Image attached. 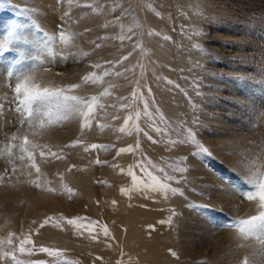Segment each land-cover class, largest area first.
Listing matches in <instances>:
<instances>
[{"label": "rangeland", "instance_id": "1", "mask_svg": "<svg viewBox=\"0 0 264 264\" xmlns=\"http://www.w3.org/2000/svg\"><path fill=\"white\" fill-rule=\"evenodd\" d=\"M51 3L48 0H0V16L4 21L0 25V45L13 30L29 40L28 44L13 40L7 45L6 52L0 49V153L12 142L13 135L28 131L26 124L21 126V117L14 111V88L21 74L34 72L36 79L45 84L77 83L80 76L92 71L90 63L115 61L129 53L128 59L116 65L115 69L107 64L104 68L108 71L132 70L122 77H105L103 87H107V82H114L118 87L111 90V96L102 97L101 102L117 107H107L106 115L98 109L91 130L81 134L79 121L71 119L43 130L39 136L30 135V139L49 144L53 151L63 149L65 158L62 160L44 162L38 159L42 172L51 182L50 186L57 192H46L48 196H42L44 192L39 190L35 196L26 195L21 188L26 187L29 193L35 188L23 183L25 177L19 176L21 183L14 187L5 180V184L0 186V238L6 237L9 231L19 234L30 227L36 229L48 216L57 220L61 215L69 218L82 216L106 224L114 239L101 234L98 240L93 241L87 232L77 235L66 224L63 231L48 225L39 229L38 235L32 236L36 246L33 254L18 255V258L53 264L52 257L38 250L44 246L64 250L67 260L79 261V264H148L154 260L153 257L172 258V264H242L241 261L247 257L256 264H262L264 234L243 237L252 244L248 255L243 258L233 236L239 235L235 226L239 219L258 214L256 202H249L244 194L254 190L248 182L249 162L255 161L256 167L264 164V0H73L72 4L68 0H51ZM86 3L101 5L102 11L93 13L90 8L82 6ZM148 4L153 6L152 9L146 7ZM115 5L122 7H116L115 12L110 11ZM66 11L70 12L69 17L64 16ZM118 15L120 21L116 22ZM108 22L113 23L108 28L101 27ZM137 23L141 27L137 28ZM129 27L133 33L128 32ZM85 28L92 31L76 42L81 50L92 53L89 57L75 61L69 58L67 63L60 62L59 58L55 63L47 62L43 48L44 32L53 34L59 29L83 32ZM193 28L198 29L201 35L190 40L188 37ZM149 29L160 35H147ZM117 34L131 35L132 39H125L122 44L115 39H97ZM164 36L170 39L165 40ZM91 40L103 47L94 50V45L89 43ZM137 43H142L143 47H135ZM193 43L201 45L203 51L193 48ZM55 50H59L58 44ZM21 52L24 53L23 58ZM38 57L45 59L44 65L39 64ZM46 67L50 71H44ZM95 71L98 74L102 72L101 69ZM169 80L173 83H168ZM137 81L142 99L133 100L131 93L137 87ZM148 88H151L150 93ZM79 91L95 95L102 91V86L88 85ZM118 97H127V100H119ZM143 100L149 102L155 126L167 129V134L157 133L150 126L153 120L144 115ZM121 103H128L130 107L120 109ZM157 108L164 115V121L160 120ZM133 110L141 112L139 125L156 143L143 132L127 135L115 131ZM113 115L120 119L113 120ZM194 120L198 122L194 123ZM97 121L111 127L101 131L96 127ZM188 128L196 133L210 155L194 154L196 148L190 144L173 146L167 143L169 138L183 139L180 133H185ZM78 138L88 144L116 147L88 153L82 146L64 148ZM136 140L141 145L139 150L116 156L118 148L134 146ZM13 152L18 150L13 149ZM80 153L86 156L88 166L85 170L77 167L76 156ZM97 157L108 163L97 165ZM180 157L187 159L181 161ZM12 158L0 154V175L10 169L9 160ZM141 161L145 168L162 179L165 174L158 168H165L166 173L175 178L165 182L179 188L183 195L169 192L167 199L159 192L133 191L130 196L122 195L121 187H131V178L126 172L130 166L139 176L144 175L136 168ZM16 163L20 165V161ZM112 164H118L125 172L111 167ZM151 164H155L157 169H152ZM73 165L75 167L68 171ZM178 167L187 171H173ZM60 174H63L64 183L74 190L71 196L61 188ZM79 174L86 180L80 181ZM18 175H12L13 183ZM212 180L216 181L215 186H212ZM222 188L228 193L227 201L216 198L220 194L217 191ZM225 192L220 194L224 199ZM113 200L117 202L115 205ZM46 206L50 213H46ZM37 216H40V221L34 218ZM169 218L171 223H168ZM32 221L37 223L32 224ZM188 222L190 227L186 229ZM192 234H196L199 241L204 240L199 250L205 255L194 257L185 254L186 242L196 240ZM219 235L224 236L225 246L218 248L215 243ZM172 252L177 255L173 256ZM0 264L12 262L2 260Z\"/></svg>", "mask_w": 264, "mask_h": 264}, {"label": "snow or ice", "instance_id": "2", "mask_svg": "<svg viewBox=\"0 0 264 264\" xmlns=\"http://www.w3.org/2000/svg\"><path fill=\"white\" fill-rule=\"evenodd\" d=\"M69 4L73 3V0H68ZM83 7L90 8L93 13L99 14L102 11L101 5L94 6L91 3H86L82 5ZM116 7H122L121 5H115L110 9V11L115 12ZM149 9H152V5H146ZM126 11V10H125ZM199 11V9H198ZM157 16L160 15L159 12L156 13ZM65 17L70 16V12L66 11L64 13ZM83 18V17H81ZM116 22L120 21V16L118 15L115 18ZM74 23H76L74 21ZM113 22L104 23L101 25L103 28H108L109 24ZM136 27H141L140 24H136ZM121 30H123L124 25L120 24ZM42 31V30H41ZM92 29L85 28L83 32H73L66 31L63 29H59L57 33H47L44 32L43 35L45 37L43 48L46 52L47 62L55 63L57 58H59L60 62L67 63L69 58H72L74 61L79 60L81 58L89 57L92 53L89 51H83L80 49V45L76 42L77 39L83 36L87 32H91ZM129 33H133V29L131 27L128 28ZM147 35H160V33L156 32L154 29H149ZM201 32L193 28L191 34L189 35V39L191 40L193 36H199ZM165 40L170 39L168 36L163 37ZM97 39L108 40L115 39L123 43L125 39L131 40V35L117 34L116 36L109 37L103 36L98 37ZM13 40H20L24 44H28L29 40L23 36V34L17 35L15 30L10 33L9 38H7L3 45H0V49L3 51H7V45L12 43ZM89 43L94 45V50L103 47L100 43H97L95 40L89 41ZM59 45V50L56 49V45ZM137 48L143 47L142 43H137L135 45ZM192 47L203 51V48L198 43H193ZM69 48H74L76 51H67ZM131 55L129 53L126 56H122L120 59L115 61L113 60H105L103 63L92 62L90 63V68L92 71H88L82 76H80V80L77 83H70L64 85H54L51 82L43 83L36 79L34 72H29L25 74H21V76L17 77L18 82L14 88V96H15V109L14 111L18 113L21 117L20 124L21 126L27 125L28 131L22 133L21 135H13L11 137V143L7 145L2 153L12 158L9 160L11 165L10 169L5 170L4 175H0V186L5 184V180L13 187L16 184L21 183L19 176L25 177L23 183L34 187L37 190L48 193H56L57 189L50 186L51 182L46 178L45 174L41 170V166L39 161L47 162L49 159L62 160L65 157L63 156V149L58 151H53L52 147L45 143L41 144L34 139H30V135L35 137L39 136L43 130L51 129L58 125H62L63 123L71 120L77 119L79 121L78 131L83 134L85 130H91L93 127V120L98 114V109L104 111L105 115L107 114V107L116 108L117 105H105L101 102L102 97L111 96L112 89L118 87V85L114 82H107V87H103L106 83L105 77L115 76L122 77L125 76V73L132 69H124V71H108L104 68V65L107 64L115 69L116 65L122 64L123 61L127 60ZM24 53L21 52V58H23ZM39 60V64L42 66L45 64L44 58H37ZM143 68V66H141ZM101 69L102 72L98 74L95 70ZM44 71H50L49 68H44ZM57 75H63V73H57ZM143 75V71L141 72ZM159 79V77L157 78ZM168 83H173L172 81H168ZM88 85H100L102 86V91L95 95L81 94L79 90H81L84 86ZM139 81H137V87L133 89L131 96L133 100L140 97L142 99V93L138 92ZM148 92H151V88H148ZM199 94V93H198ZM119 100H127V97H118ZM130 105L128 103L119 104L120 109H128ZM2 108V106H0ZM156 112L159 114V118L161 121L165 120V117L162 113H160L159 108L156 109ZM143 113L150 120H153V124L150 125L153 127L154 131L157 133L164 132L167 134V129H161L158 126H155V121L153 118L152 112L149 111V102L147 100H143ZM141 116V112L139 110H133L132 113L128 114L123 123L115 129V131L132 135L136 133L139 135L143 132L145 136L153 143L157 141L153 140V138L148 135L147 132L139 125V119ZM113 120H118L120 117L113 115ZM194 123L198 121H193ZM96 127H98L101 131L106 128H110V124L101 123L99 121L96 122ZM180 135L184 136L183 139L175 140L169 138L167 143L170 145H184L190 144L195 146L196 153L194 154H211L209 149L197 139L196 133L191 129H186L185 133H180ZM18 142V143H17ZM77 146H82L83 151L88 152H98V151H108L109 148H115V145H107V144H99V143H85L82 139H75L71 141V143L64 145V148H74ZM141 147L139 140H136L135 145H128L127 147H121L116 150V156H120L123 153H132L136 150H139ZM13 149H17L18 152L14 153ZM115 159V157H114ZM181 161L187 159V157H180ZM20 161V165H17L16 161ZM97 165H105L108 163L106 160H101L99 157L95 160ZM22 167L23 170H20ZM75 167L71 166L68 171H71V168ZM111 167L119 168L118 164H112ZM171 167V165H168ZM136 168L140 169L143 172V176H139L133 167H129L126 172L127 175L131 178V187L130 188H120V193L125 196H130V193L133 191H140L142 193L148 192H159L162 193L164 198H168L169 192L172 195H183V192L177 188L173 187L170 183H166L165 180L171 181L175 179L172 175L167 174L165 168L160 167L158 171L160 173H164L165 176L162 179L160 176L156 175L154 171H149L148 168L143 166V161L138 162ZM152 169H157L155 164H151ZM250 175L248 182L251 184L253 191L247 192L244 194V198L249 202H256L258 208V214L250 216L248 218L239 219L236 222V228L238 233L242 236H252L256 233L264 234V164L259 167L255 166V161L249 162ZM120 172H125V169L119 168ZM173 171L186 172V168L178 167L173 169ZM10 173V174H9ZM17 176L16 181L13 183L12 175ZM60 182L61 188H63L69 196L73 194V189L68 187L64 183L63 174H60ZM97 183H106V181H97ZM99 203V201H97ZM117 202L115 200L112 201V204L115 205ZM192 206V205H190ZM175 215L176 213L173 211L172 213ZM36 221H32V224H36ZM168 223H171V218H169ZM65 224L70 226L77 235H83L84 232H87L90 239L96 241L100 238L101 234L103 237L112 238V234L106 224H101L98 221L91 220L87 217L75 216V217H65L61 215L57 220L55 217L48 216L43 219L42 222L39 223L38 228L32 229L29 228L28 231H21L19 234L9 231L7 236L4 238H0V261L2 260H10L12 264H42V262H33V261H25L18 258L19 256L28 255L31 256L33 252L36 250L35 243L32 239V236L39 234V229L44 228L45 226L51 225L54 228H59L62 231L65 229ZM99 229V231H97ZM110 246V245H109ZM40 252L47 253L48 256L53 258V264H79V261H69L64 257V250L59 248H49L41 246L38 249ZM173 256L177 254L172 252ZM97 259H101L98 257ZM122 264V262H119ZM203 264V262H201ZM242 264H256V261L250 260L247 257L242 261ZM264 264V261H262Z\"/></svg>", "mask_w": 264, "mask_h": 264}, {"label": "bare ground", "instance_id": "3", "mask_svg": "<svg viewBox=\"0 0 264 264\" xmlns=\"http://www.w3.org/2000/svg\"><path fill=\"white\" fill-rule=\"evenodd\" d=\"M49 1V3H50V5L52 4L51 3V0H48ZM45 5H48L47 3L45 4ZM49 6V5H48ZM49 8V7H48ZM47 8V9H48ZM49 11V10H48ZM50 12V11H49ZM4 24V21H3V19H2V17L0 16V25H3ZM24 49V48H23ZM81 150V149H80ZM77 151V150H76ZM77 154H78V151L76 152ZM76 153H74L73 155L75 156V154ZM82 153V152H81ZM79 154V155H77L76 156V163H77V167L80 169H84L85 170V168H87V166H88V164H87V160H86V156L84 157V155L83 154ZM74 156H72V157H74ZM74 161V160H73ZM89 167H90V165H89ZM77 168V169H78ZM77 172V171H76ZM78 173V172H77ZM77 177L79 178V180L80 181H82V180H86V178L84 179L80 174L79 175H77ZM211 179H209V181H210ZM211 184H212V186H215V184H216V181L214 180H212L211 181ZM21 191H26V195H29V194H33V196H35V194H38V191L39 190H37V189H30V193L28 192V189H26V187H24V188H21ZM220 191V194H221V192H225L224 191V189L222 188V190H218L217 191V193ZM226 193V192H225ZM220 194H218V196H216V198H218V199H223V200H226L227 201V197H229L228 196V193H226V199H224V198H222V195H220ZM225 195V194H224ZM42 196H48L47 194H46V192H44V193H42ZM34 200V199H33ZM220 202V201H219ZM244 209V208H243ZM45 211H46V213L48 212V213H50L51 211H50V209H49V207L48 206H46L45 207ZM245 213V212H244ZM28 219L30 218V217H27ZM35 219H36V221L37 220H39L40 221V216H37V217H34ZM189 223V222H188ZM184 225V224H183ZM190 225V223L189 224H187L186 226H185V228L187 227V226H189ZM190 227V226H189ZM188 227V228H189ZM192 228V227H191ZM187 229V228H186ZM198 230V229H197ZM201 233V232H200ZM225 233V232H224ZM259 233V232H258ZM184 234H187L186 233V231H185V233ZM202 234V233H201ZM228 234V233H227ZM189 235V234H188ZM187 236V235H186ZM192 236V238L193 237H195L196 238V240H192V242H186V244H185V254L186 255H191V256H194V257H200V256H202V255H205L204 254V252H201L200 250H199V247L202 245V243L204 242V240H202L201 239V241H199V239H197V235L196 234H192L191 235ZM199 236V235H198ZM220 236V238H218L217 240H216V243L215 244H217L218 245V248L221 246V247H223V246H225V240H223L224 239V236L223 235H219ZM228 236H229V234H228ZM233 236V235H232ZM218 237V236H217ZM234 238L233 239H235L236 240V242L239 244V253H240V256L242 257V256H246V254L248 255V253H249V248L251 247V242L250 241H248V239L246 238L245 240H244V238L239 234H237V235H235L234 234V236H233ZM227 238H229L230 239V237H227ZM119 239V238H118ZM232 239V238H231ZM230 239V240H231ZM232 239V240H233ZM231 240V241H232ZM248 242H247V241ZM251 241H252V238L250 239ZM236 242H234V243H236ZM131 244V243H130ZM128 245V244H127ZM138 245V244H137ZM216 245V246H217ZM227 245V244H226ZM132 246V245H131ZM126 247H128V246H126ZM147 247V246H146ZM134 248H137V246L136 247H134ZM141 248V247H140ZM214 248V245H212V249ZM124 249H127V248H124ZM131 249V248H130ZM133 249V248H132ZM224 249V248H223ZM253 249V248H252ZM149 250H151V249H149ZM183 251H184V249H182ZM220 250V249H219ZM232 250V249H231ZM130 252H131V250H129ZM218 251V250H217ZM144 252V251H143ZM142 252V253H143ZM137 253V252H136ZM145 253H147L146 251H145ZM151 253H152V250H151ZM138 255H137V257L139 258V259H141V257H139V253H137ZM140 254H141V252H140ZM148 254H149V252H148ZM132 255V254H131ZM151 255V254H150ZM132 256H134V255H132ZM154 256H156V255H154ZM135 257V256H134ZM240 257V258H241ZM147 258V257H146ZM145 258V259H146ZM243 258V257H242ZM118 259V258H117ZM152 259H154V260H150V262L148 263V264H172V263H174V260L172 259V258H168V257H162L161 259H157V257H153ZM138 260V259H137ZM121 261H124V259H122ZM119 262V261H118ZM242 262V261H241ZM143 263V262H142ZM117 264H119V263H117ZM126 264H131V263H127L126 262ZM145 264V263H144ZM241 264V263H240Z\"/></svg>", "mask_w": 264, "mask_h": 264}]
</instances>
